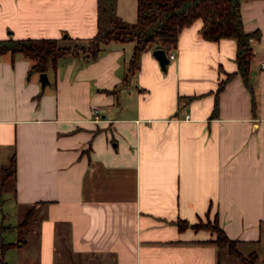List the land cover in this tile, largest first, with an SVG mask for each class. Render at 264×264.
<instances>
[{"label": "crops", "instance_id": "1", "mask_svg": "<svg viewBox=\"0 0 264 264\" xmlns=\"http://www.w3.org/2000/svg\"><path fill=\"white\" fill-rule=\"evenodd\" d=\"M137 4L117 0V12L134 22ZM97 6L0 0V39L91 37ZM242 13L246 30H261L251 87L235 73L218 95L237 43L205 39L200 18L166 70L151 46L128 76L135 42L112 41L97 59H59L43 89L29 58L0 56V166L17 156L0 226L34 205L29 237L9 248L24 251L15 264H239L211 230L178 226L216 216L264 264V0H244Z\"/></svg>", "mask_w": 264, "mask_h": 264}, {"label": "trees", "instance_id": "2", "mask_svg": "<svg viewBox=\"0 0 264 264\" xmlns=\"http://www.w3.org/2000/svg\"><path fill=\"white\" fill-rule=\"evenodd\" d=\"M244 0H138L137 20H124L117 12V0H98V30L91 37H72L64 34L55 37H25L0 39V56L5 53L23 54L32 61L28 76L33 73L47 72L56 68L59 59L82 57L87 61L97 59L112 41H134L133 54L129 61L128 76L140 68L141 56L151 46L162 47L170 53L176 49L181 31L197 19L203 20L201 34L205 39L219 41L223 38L234 39L237 43V70L227 73L221 80L217 95L224 89L235 73H240L245 84L251 87V60L254 54L252 40L261 36V30L248 31L245 28L242 3ZM17 172V156L14 149L6 165L0 166V197ZM34 205L27 211L22 222L17 225H1L0 264H7L5 252L12 246L25 243V239L7 241L2 232L9 229L25 230L32 222ZM180 230L186 228L208 229L215 234L211 240L219 248L227 247L235 255L239 264H255L256 252L248 256L238 249V240L231 238L220 225L219 218L190 223L179 219ZM216 264H221L218 259Z\"/></svg>", "mask_w": 264, "mask_h": 264}, {"label": "rangeland", "instance_id": "3", "mask_svg": "<svg viewBox=\"0 0 264 264\" xmlns=\"http://www.w3.org/2000/svg\"><path fill=\"white\" fill-rule=\"evenodd\" d=\"M129 21V20H128ZM11 182V181H10ZM11 185V183H10ZM10 185L8 184V187H7V190L5 191L7 194L6 195H11V189L9 188ZM11 202L9 201L8 203V206H10ZM6 206V207H3L2 206V203L0 201V215L2 214V209L4 212H7L9 211V207ZM26 210H27V207L26 206H20L19 209H18V215H16L14 218H9L8 220H6L5 224L9 225V224H15V223H20L24 220L25 218V213H26ZM22 213V214H21ZM0 224H1V219H0ZM3 237H5V239L7 241H15L18 238L20 239H27L29 237V235L27 234L26 230H23L22 229H18V230H8V231H5L3 232ZM0 241H1V237H0ZM34 241L32 244H30L27 248H33L34 246ZM28 249V250H30ZM17 250H20V249H17L14 248V249H9L5 252V258L7 261H9V264H15V257H18V256H21L22 255V252H24L23 250H20V251H17ZM34 251V248L32 249L31 252Z\"/></svg>", "mask_w": 264, "mask_h": 264}, {"label": "water", "instance_id": "4", "mask_svg": "<svg viewBox=\"0 0 264 264\" xmlns=\"http://www.w3.org/2000/svg\"><path fill=\"white\" fill-rule=\"evenodd\" d=\"M153 54L159 60L161 67L166 70L168 64L170 63V57L165 48L157 47L153 50ZM40 81L42 83V88L45 89L47 85L50 84L49 76L47 72H41Z\"/></svg>", "mask_w": 264, "mask_h": 264}, {"label": "built area", "instance_id": "5", "mask_svg": "<svg viewBox=\"0 0 264 264\" xmlns=\"http://www.w3.org/2000/svg\"><path fill=\"white\" fill-rule=\"evenodd\" d=\"M169 57H170V59H173V58H175V57H176V54H175V52H171V53L169 54ZM261 65H262V68L264 69V59H263V61H262ZM96 118H99V117H98V116H96Z\"/></svg>", "mask_w": 264, "mask_h": 264}]
</instances>
